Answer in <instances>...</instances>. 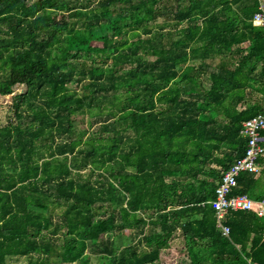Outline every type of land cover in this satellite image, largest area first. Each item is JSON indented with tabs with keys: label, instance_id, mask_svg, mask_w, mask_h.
Returning a JSON list of instances; mask_svg holds the SVG:
<instances>
[{
	"label": "trees",
	"instance_id": "trees-1",
	"mask_svg": "<svg viewBox=\"0 0 264 264\" xmlns=\"http://www.w3.org/2000/svg\"><path fill=\"white\" fill-rule=\"evenodd\" d=\"M256 11L255 0H0V97L26 88L0 127V264H88L87 249L98 264H157L180 229L189 264H264V217L229 212L226 237L212 207L245 155L243 122L262 111L225 105L255 64L264 78ZM248 40L200 95L183 66ZM87 113L98 131L73 137ZM236 194L264 201V186L246 172Z\"/></svg>",
	"mask_w": 264,
	"mask_h": 264
},
{
	"label": "crops",
	"instance_id": "crops-1",
	"mask_svg": "<svg viewBox=\"0 0 264 264\" xmlns=\"http://www.w3.org/2000/svg\"><path fill=\"white\" fill-rule=\"evenodd\" d=\"M229 1H231V0H229ZM255 4L257 5V11L260 9H264V0H255ZM234 8H235L234 10H237V12H238V17L242 18V14L239 11L240 7L236 6ZM162 22H163V19L161 18L160 23L162 24ZM185 25H186L185 23L183 25H180V28L182 26H185ZM253 25L257 28H263L264 27V26L255 25L254 23H253ZM165 32H168V29L165 30ZM252 45H253V42L251 40H248L247 42H244L243 44L238 46L243 51L240 54H236L235 53L236 48H233L230 51V53H228L226 56L215 54V55H212L209 59L204 60V61H202V60L188 61L183 66V68H185L187 66H192L196 69L195 72L193 73V79L198 80L200 91H201L200 95H203L205 90L211 89V86L213 83V81H212L213 75L219 71H222V69H224V68L229 69V70L235 69L238 66L239 60L242 59L243 57L247 56V54L251 50ZM262 68H263V62L255 64V70H254V73L251 74L252 80L250 78V81H246V76L242 77L243 82L251 83L252 85H254V88H253V86L252 87L250 86L251 84H248L247 88L244 90L243 95H234L233 99H228V101H226L225 105H228V106L230 105V107L232 109H234L237 113H241V112L246 111L250 108H256V109L260 108V111L261 110L262 111L259 113L264 112V89L262 87V85L264 84V78L261 74ZM197 89H198V87L193 88L194 97L197 94ZM221 111H222V109L219 108V111H218L219 117L217 120L219 122H225V120H226L225 116H224V114H222ZM263 142H264V137H263ZM218 169H220V168H218ZM256 177L260 178V180L264 186V158L261 159V162L259 163V172L256 173ZM198 217H200V216H198ZM216 220H217V218H216ZM151 229H153V228H151ZM151 229H149L148 232L151 233ZM157 229L159 230V227H157L156 229H153V230L156 232ZM128 234L130 235V231H128ZM142 247H144V249L146 251L152 250V248H148V246H145L144 244L142 245ZM165 252H171L173 257L179 258L180 263H177V264H189L190 263L189 255H188L187 251L185 250V237H184V234H183L181 229L178 230L176 235L170 240L169 247L164 248L160 251V260L157 262V264L161 263ZM248 261H251V260H248Z\"/></svg>",
	"mask_w": 264,
	"mask_h": 264
},
{
	"label": "built area",
	"instance_id": "built-area-1",
	"mask_svg": "<svg viewBox=\"0 0 264 264\" xmlns=\"http://www.w3.org/2000/svg\"><path fill=\"white\" fill-rule=\"evenodd\" d=\"M258 26H264V9L258 10L252 19ZM264 112L243 122L241 135L247 139L246 152L242 158L235 160L229 169L222 174L221 181L216 188V198L212 202L216 218L222 234H230V228L223 224L229 212L253 211L264 217V201L256 202L246 194L232 195L238 187V178L243 173L259 172V160L264 158ZM249 264H254L248 261Z\"/></svg>",
	"mask_w": 264,
	"mask_h": 264
},
{
	"label": "rangeland",
	"instance_id": "rangeland-1",
	"mask_svg": "<svg viewBox=\"0 0 264 264\" xmlns=\"http://www.w3.org/2000/svg\"><path fill=\"white\" fill-rule=\"evenodd\" d=\"M93 45H101V43L94 42ZM26 90L24 86H17L14 89V94L23 93ZM13 94V95H14ZM13 95L11 96H1L0 97V127L6 126L10 122H15L14 112L12 109V102H13ZM92 119L90 114L86 115H75L73 117L74 122V136L77 137L79 134H83L82 138L88 139L93 132L98 131L99 124L91 125ZM84 177H88L89 172L83 171L82 172ZM59 210V209H58ZM57 210V211H58ZM56 211V210H55ZM66 232L65 228H62L59 234H64ZM125 234H128V231L125 232ZM89 258L87 259L88 264H98L99 260L97 258V255L92 254L89 249L86 250L85 254ZM9 264H28L27 258H8ZM180 263V259L173 257L171 252H165L164 257L162 258V261L160 264H177ZM73 264H79V263H73Z\"/></svg>",
	"mask_w": 264,
	"mask_h": 264
}]
</instances>
